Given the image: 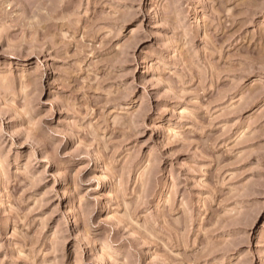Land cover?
<instances>
[{
	"label": "rangeland",
	"instance_id": "rangeland-1",
	"mask_svg": "<svg viewBox=\"0 0 264 264\" xmlns=\"http://www.w3.org/2000/svg\"><path fill=\"white\" fill-rule=\"evenodd\" d=\"M0 264H264V0H0Z\"/></svg>",
	"mask_w": 264,
	"mask_h": 264
}]
</instances>
